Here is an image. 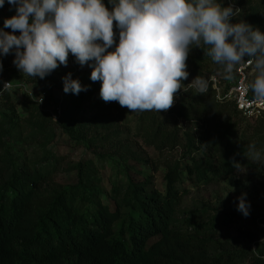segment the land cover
Instances as JSON below:
<instances>
[{"label":"trees","instance_id":"1","mask_svg":"<svg viewBox=\"0 0 264 264\" xmlns=\"http://www.w3.org/2000/svg\"><path fill=\"white\" fill-rule=\"evenodd\" d=\"M102 2L106 7L110 4L109 0ZM249 8V15L238 14L230 22L243 20L264 31V22L258 19V15L264 19V0ZM114 32L118 40V30L114 28ZM202 56L210 57L203 45L196 47L187 63ZM6 57L14 58V53ZM91 71L89 66L88 78L82 82L73 73L72 79L87 90L79 94L63 91L70 108L62 107L65 137L90 157L73 165L64 163V154L51 147L54 136L44 139L42 135L43 127L50 123L48 114L35 113L27 135H22L16 118H9V123L0 121V137L4 133L8 139L44 146L39 162L19 160L7 150L0 153V264H264V245L255 250L231 248V216L205 219L204 213L185 211L180 204L182 173L194 185L218 182L246 163L249 144L254 143L257 151L264 150V120H246L232 101L216 100L211 91L200 95L190 88L169 114L135 111L133 133L143 136L160 155L174 150L180 153L178 158L162 161L166 168L162 191L154 187L153 175L142 168L148 165L155 170L154 160L131 150L128 137H121L105 112L94 109V117L85 119L96 107L94 96L100 97L101 82L90 79ZM198 73L193 79L207 78L208 74ZM193 79L188 76L181 83ZM48 84L46 81L45 87ZM17 94L16 89L9 90L0 101L7 105ZM51 96L48 91L47 100ZM90 103L89 109L86 105ZM23 110L31 115L35 107L27 103ZM193 116L201 117L203 123L193 122L191 128L182 124L193 121ZM219 121L212 137L205 127ZM88 126L100 132L87 138ZM108 145L121 162L122 176L113 180L106 192L101 187L100 155L95 152ZM2 146L0 140V149ZM64 168L74 171L72 182L56 181Z\"/></svg>","mask_w":264,"mask_h":264},{"label":"clouds","instance_id":"2","mask_svg":"<svg viewBox=\"0 0 264 264\" xmlns=\"http://www.w3.org/2000/svg\"><path fill=\"white\" fill-rule=\"evenodd\" d=\"M7 2L15 15L4 20L12 32L0 28V56L14 53L12 63L30 77L43 79L60 65L66 67L71 53L81 66L91 62L90 79L101 82L103 101H116L129 111L161 112L187 87L200 95L208 92L209 80L203 76L187 87L181 83L189 75L191 48L203 45L225 80H233L245 61L254 66L247 88L254 101L264 104V33L243 20L231 23L239 13L231 5L222 7L218 0H109V9L102 0ZM4 3L0 0V8ZM62 79L65 93L87 90L71 73ZM248 155L261 161L254 143L248 145ZM238 201L237 210L247 217L246 193Z\"/></svg>","mask_w":264,"mask_h":264},{"label":"rangeland","instance_id":"3","mask_svg":"<svg viewBox=\"0 0 264 264\" xmlns=\"http://www.w3.org/2000/svg\"><path fill=\"white\" fill-rule=\"evenodd\" d=\"M232 1L238 5L239 15H249L251 12L249 6L259 5L262 0ZM218 2L222 7L230 6L227 0H218ZM111 7L112 5L109 4L108 8L111 9ZM261 12L262 10L259 9L258 13ZM13 15H15V8L10 6L7 0H5L4 6L0 8V28H3L6 32H12L10 28H4V20ZM258 19L264 22L261 15H258ZM239 21L241 20L237 19L236 23ZM260 31L264 33V31ZM14 34L19 35L18 32ZM195 54L196 47L190 50L186 61L189 79H193L196 74L199 75L198 71H201L202 74L215 73L220 79H223L221 74L222 68L213 62L211 57L207 58L202 56L197 62L188 64L187 62L192 61L191 59ZM13 59L14 58L0 56V64H2V68H0V79L6 80L11 78V76H14L15 79H9V81H11L13 85L18 86V89L16 88L18 94L13 102L6 105L3 101H0V121H6L9 123V118H16L21 126L22 135H27L31 132L33 128L31 124L33 121L32 116L35 115V113L40 111L45 113V115L48 114L45 107L41 108L35 103L33 99L34 95L40 90L46 89V91L48 90L52 95V98L47 100V103L53 104L57 100L56 97L59 98L62 96L64 101H61V106L64 108L66 106V109H69L70 99L67 95L63 94V85L59 79L63 78L68 73H71L72 78L74 72L77 73L81 82L88 78L89 63L81 66L76 61L75 57H68L66 67L60 65L43 79L39 77L33 78L20 72L12 63ZM254 72V66H252L247 75L249 83L254 77ZM46 81H49V84L45 87ZM23 95L26 97H23ZM94 99L95 101L97 100L94 102L96 107L91 110V116L87 112L88 114H86L85 119H92L96 112L95 110H102L105 112L108 119H110L112 123L115 124V127L119 129L121 137H128L131 150L140 157L154 160L155 170H152L148 165H143L142 168L144 172L153 175L154 187L163 191V176L166 168L162 161L163 159L172 160L178 158L180 155L178 150L172 152L166 151L161 155L158 154L154 147L148 145L143 136L133 133V131L135 132L137 124L136 117L134 116L135 111H129L127 108L121 107L116 101L105 102L102 98L98 97L97 94L94 96ZM27 103H31L35 107V111L31 115L26 110H23V105H26ZM91 105H93V103L87 104L86 107L90 109V107H92ZM193 117V121H185L182 124L191 128L190 124L193 122L196 125L198 124L197 121L203 123L201 117ZM65 119L66 117L62 115L57 122L50 120V123L43 127L42 135L44 139L54 136L55 139L51 145L53 151L58 149V152L63 153L66 158L64 163L68 162L70 165H73L78 159L90 157L91 155L82 147L69 142L65 137L63 126ZM219 123L220 121L212 123L209 126L206 125V127L204 126L212 137H215V130ZM88 127L87 138L96 135L98 131L100 132V130H94L93 126ZM0 140L3 141V148L0 149V153L3 154L4 150H7L10 154L19 158V160L26 159L27 161L39 162L44 152L43 145L25 143L18 141L17 139H8L4 133H2ZM5 147L7 148L5 149ZM113 151V147L108 145L105 149L97 150L95 152L100 155L98 162L102 178L101 187L106 192L109 191L113 180L121 178L122 176L121 162ZM258 151L261 153V161H253L251 158H248L246 163L239 167L231 176L218 182L194 185L189 179H186L182 173L183 181L180 186L182 189L181 207L185 211H197L199 212V215L202 212L204 213L205 219L211 217L231 216L234 221L229 226L228 243L232 245V249L250 247L252 250H255L258 246L264 245V227L262 228L260 226L261 223L264 225V150ZM66 169L64 168V170H61L56 175V181L59 183H69L73 181L74 171L70 168ZM242 193H246V201L250 204L249 215L247 217L243 216L242 213L237 210V204L239 202L238 197H240ZM104 201L108 202V199L104 197Z\"/></svg>","mask_w":264,"mask_h":264},{"label":"built area","instance_id":"4","mask_svg":"<svg viewBox=\"0 0 264 264\" xmlns=\"http://www.w3.org/2000/svg\"><path fill=\"white\" fill-rule=\"evenodd\" d=\"M229 5L234 9H239L238 5L233 3L232 0H227ZM68 57H74L69 53ZM252 68L245 61L242 65L238 66L235 70V78L231 81L221 82L220 77L215 73H210L207 75L209 80V90L211 91L216 100H227L232 101L238 110L240 116L246 120L258 121L264 120V104L254 101L253 96L250 95V89L247 88L249 84L247 80V75L249 70ZM190 82L183 84L187 87ZM63 85V80L61 81ZM18 89L17 85L9 80H2L0 82V99L4 97L5 93L12 89ZM196 90L195 87H187V89ZM183 90L178 91L175 94V99L173 106L166 110L161 111L163 114H169L171 110L177 105L178 99L183 95ZM48 91L40 90L36 95L33 96L35 103L39 107H45L49 118L53 122H57L62 116V96L59 97L57 102L53 104L47 103ZM260 226L263 228L264 225L261 223Z\"/></svg>","mask_w":264,"mask_h":264}]
</instances>
